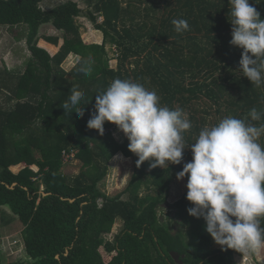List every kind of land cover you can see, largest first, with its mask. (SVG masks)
Listing matches in <instances>:
<instances>
[{
	"label": "trees",
	"instance_id": "16d2710c",
	"mask_svg": "<svg viewBox=\"0 0 264 264\" xmlns=\"http://www.w3.org/2000/svg\"><path fill=\"white\" fill-rule=\"evenodd\" d=\"M42 1L0 0V24L15 34V27H24L15 38L24 37L32 54L23 73L5 71L7 77L1 80L16 102L10 111H0V206H8L23 223L25 251L31 258L8 264H238L234 255L239 252L214 248L203 218L188 214L192 205L186 195L175 204L186 231L175 233L160 220L158 208L168 201L174 174L191 161L190 149L179 165L150 169L146 161L137 167L138 157L128 150L127 138L120 143L111 134L115 124L105 122L108 132L103 136L87 128L95 95L116 78L142 83L157 92L161 105L182 109L192 123L184 134L187 144L195 142L205 125L229 116L246 117L252 108L264 112V87H255L238 71L243 50L229 43L228 0H97L95 8L104 17L95 24L103 34L101 43L82 38L75 20L82 9L76 1L50 9H43ZM250 3L264 19V0ZM181 18L190 29L177 33L172 20ZM47 23L65 31L61 47L57 37L39 36ZM108 43L116 47V66ZM71 53L91 58V75L78 71V57ZM66 58L72 78L65 74L63 95L53 103V70ZM73 86L84 92L83 117L62 108ZM258 142L264 145V135ZM70 147L85 168L73 179L61 171L64 151ZM35 148L41 157L35 156ZM123 155L134 159L125 190L130 201L122 194L110 196L99 186L111 159L122 162ZM20 163L25 167L14 172L11 167ZM144 188L149 192L140 196ZM118 218L124 220L122 229L104 241L103 234L112 231ZM2 220L11 221L4 216ZM13 247L17 254L24 248L22 239L14 240ZM0 264H5L1 253Z\"/></svg>",
	"mask_w": 264,
	"mask_h": 264
},
{
	"label": "clouds",
	"instance_id": "9594fccd",
	"mask_svg": "<svg viewBox=\"0 0 264 264\" xmlns=\"http://www.w3.org/2000/svg\"><path fill=\"white\" fill-rule=\"evenodd\" d=\"M231 20L230 45L242 49L238 71L252 85L264 87V19L250 0H228ZM177 33L190 29L186 19H173ZM78 71L91 75V58H79ZM84 92L71 88L63 109L80 107ZM250 118V119H249ZM264 112L252 108L243 118L225 117L217 124L205 125L194 143L187 144L184 134L192 123L180 108L160 104V96L142 83L114 79L95 95L94 112L87 128L104 135L105 122L113 123L129 141L128 150L138 159L137 167L179 165L184 151L192 159L176 174L177 181L187 177L186 199L192 205L190 216L203 218L206 231L222 251L255 252L264 247Z\"/></svg>",
	"mask_w": 264,
	"mask_h": 264
},
{
	"label": "rangeland",
	"instance_id": "374dc122",
	"mask_svg": "<svg viewBox=\"0 0 264 264\" xmlns=\"http://www.w3.org/2000/svg\"><path fill=\"white\" fill-rule=\"evenodd\" d=\"M66 1L68 0H45L44 3L43 1L40 3V6L43 9H50ZM74 1H76L82 9V13L75 17L79 27H81L80 32L82 38L87 39V41L92 39V43L103 42V38H101L103 37L102 32L95 27V24H100L104 20L102 13L95 8V3L97 0H93L92 3H90L88 0ZM91 16L96 17V19H92ZM23 29L24 27H15L16 34ZM88 30L91 31V34H87L88 36H86L85 32L89 33ZM16 34L10 30L9 26L0 24V111H10L16 102L13 100L14 96L10 95L9 90H7L6 86L3 85L1 81L3 80V77H7L4 72L8 71L10 74L14 75L23 73L32 55L26 39L23 37V39L18 40L15 38ZM48 35L51 37H57L59 39L58 46L61 47L63 44V37L65 35L64 30L55 29L52 23H47L40 27L39 36L44 37ZM18 36H22V33ZM95 36L98 38H94ZM107 49L109 51L111 64L116 66V47L113 44L108 43ZM71 70L72 69L65 70L62 68V64H59L58 66L55 64L51 80L52 86L49 90V100H51L53 103H57L56 100L62 97L63 93L61 90H63V87L66 85V79L64 80L65 74H69L70 78H72ZM38 79L42 82L44 81L40 76ZM13 85H15V83ZM41 89H43V87H41ZM37 125H41V122L39 121ZM110 132L118 142L122 143L125 141L126 137L117 128V126H113L110 129ZM105 133L106 131L104 130V134ZM76 153L77 150L70 147L68 152L63 154L64 164L61 171L62 174L69 179H73L83 169H85L82 160L76 156ZM34 154L36 157H41V154L36 148L34 149ZM122 157V162L116 160L115 156L111 159L109 163L108 174L100 182L99 186L103 192H106L110 196L122 194V199L124 201H130L131 194L125 192V190L127 189L134 173V159H126L124 155ZM25 165V163H20L18 165L12 166L11 169L14 172H19L25 167ZM35 168L37 169V167ZM186 183V178H184L182 181H177L176 174H174L172 180V189L170 191L168 201L162 203L158 208L160 220L164 223H168L172 231L175 233L179 230L186 231V228H188L182 223L181 219L176 216L177 207L175 206L176 202L183 198L187 193ZM41 187L44 189L43 186ZM148 192L149 190L144 188L141 191L140 196H145ZM152 193L154 192L152 191ZM102 203L103 201L100 199L99 205H102ZM2 216H4L6 220H11L9 224L3 222ZM116 224H118L117 229L115 227ZM123 225L124 220L122 218H118L113 226L112 231L110 233L103 234L104 241L113 240L114 235L122 229ZM23 228V223L19 220L17 215L13 214L8 206H0V253L5 264L14 261H31V258L25 251V244L22 236ZM16 235L22 239L24 248H19L17 251H15L17 254H14L13 242L18 238ZM213 247L217 248L220 246L215 244L213 241ZM234 257L238 264H264V247L255 252L241 254L236 253Z\"/></svg>",
	"mask_w": 264,
	"mask_h": 264
},
{
	"label": "crops",
	"instance_id": "0c3cea01",
	"mask_svg": "<svg viewBox=\"0 0 264 264\" xmlns=\"http://www.w3.org/2000/svg\"><path fill=\"white\" fill-rule=\"evenodd\" d=\"M44 1H45V0H44ZM44 1H43V3H44ZM80 28H81V27H80ZM55 29H56V28H55ZM84 31H85V29H84ZM88 32H89V33L85 32V35H86V36H88L87 34H91V31L88 30ZM50 34H51V33H50ZM82 34H84V33H82ZM48 36H50V35H48ZM94 38H98V37L95 36ZM101 38H103V37H101ZM83 39H84V41L87 42V43H90V42L92 43V39H90V41H87V39H85V38H83ZM93 42H94V41H93ZM71 54H74L75 56L81 58L79 55H77V54H75V53H71ZM71 54H69V55H71ZM67 58H68V57H67ZM67 58L62 62V68H64L65 70H70V69H68V67H65V62H66ZM116 62H117V61H116ZM77 63H78V59H77ZM77 63H76V64H77ZM74 66H75V65H74ZM74 66H73V67H74Z\"/></svg>",
	"mask_w": 264,
	"mask_h": 264
},
{
	"label": "built area",
	"instance_id": "2783aa9c",
	"mask_svg": "<svg viewBox=\"0 0 264 264\" xmlns=\"http://www.w3.org/2000/svg\"><path fill=\"white\" fill-rule=\"evenodd\" d=\"M106 132H108V129L107 130H105ZM66 152L64 151V154H65Z\"/></svg>",
	"mask_w": 264,
	"mask_h": 264
}]
</instances>
